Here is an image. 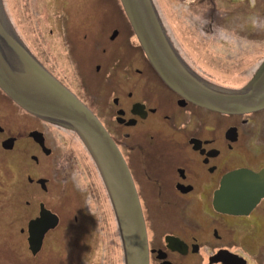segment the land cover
I'll return each instance as SVG.
<instances>
[{
    "label": "flooded vegetation",
    "instance_id": "obj_1",
    "mask_svg": "<svg viewBox=\"0 0 264 264\" xmlns=\"http://www.w3.org/2000/svg\"><path fill=\"white\" fill-rule=\"evenodd\" d=\"M2 1L9 26L31 55L97 116L117 146L121 147V154L131 173L146 225L149 264H264V199L252 210L244 213L225 212L215 206L216 193L221 190L225 178L231 173L240 169L254 172L264 169V109L245 115H225L182 99L162 81L148 61L121 0L119 5L116 2L113 7L108 0H73V5L65 0L66 4L62 8L80 11L75 18L68 12L61 13L57 9L55 18L45 20L43 18L51 16L46 17L42 13L37 20L50 27L47 33L56 36L53 38L54 44L42 41L41 38L29 40L27 35L30 32V10L27 6L30 7L31 0H24V7L20 6L19 0L17 4L14 0ZM172 1L180 4L174 8L193 11V15L199 11L197 22L192 23L201 26L203 32L210 28L206 36L218 34L214 33L220 10L218 1L226 0ZM172 1L165 6L172 8ZM158 2L153 0L168 37L188 66L206 81L226 86L214 81L209 74L204 75L206 71L203 68H200L204 71L202 73L193 65L196 63L193 62L194 59L189 60L183 55L181 49L186 52L188 47L184 45L180 49L182 44L176 42L175 30L170 31L167 27L158 10ZM262 2L260 7L264 8V0ZM17 5L23 15L19 12L16 15L21 16L19 20H23L22 23H18L14 17L12 7ZM37 34L44 36L40 32ZM125 36L130 50L134 52V58L139 59L140 64L144 62L145 66L143 69L136 68L133 76L128 78L129 81L132 80L129 92H121V95L112 99L113 121L117 130L121 131L119 142L115 136L116 130L109 127L102 118L107 114L112 117L111 110L104 109L105 98L103 97V105L98 108V112L89 98L91 91L97 95L98 88L103 91L105 86H112L113 76L108 58L120 56L115 67L121 61L125 62L128 51L127 43L122 42ZM35 45L40 48L38 54L34 49ZM64 45L68 47L64 48ZM55 48L57 53L53 66L50 53ZM108 48L114 53L109 51L110 55L106 56ZM186 55L188 56L187 53ZM210 55L216 57L214 52ZM95 60L98 62L93 65ZM145 80V85H139ZM142 89L145 91L142 92ZM95 99L99 101V97ZM158 121L169 127L166 135L167 143L171 146L166 149L167 163L161 164L162 168L153 170L149 163L154 164L157 157L150 156L152 153L145 143L152 145L156 142L158 133H153L156 130L152 126L157 125ZM163 124L161 128L165 130ZM45 126L61 130L65 134L72 133L71 130L28 113L0 88V155L16 154L23 165L29 164L30 158L31 163L39 169L33 167L34 173L28 175L27 183L38 191L48 193L52 180L45 175H38V172L45 170L46 162L56 155V151L50 145L51 139L45 132ZM133 159L136 161L135 165ZM158 169L162 173H158ZM69 182V177H65L63 183L67 191L62 193L64 197L71 196L68 193ZM37 195H29L26 205L31 206L30 199H37ZM36 201L39 202L36 205L37 215L29 219L26 227L20 230L25 235L29 253L35 259L40 257L49 237L60 229L63 222L62 215L57 210L48 208L42 201ZM194 201L201 203L203 212L198 217L192 210ZM179 202L183 203L182 207L178 205ZM42 211L55 216L58 219L57 225L50 226L55 218L42 220L41 226L34 225L35 221L42 219ZM167 211L171 217L177 212H182L183 216L172 220L166 214ZM93 217L92 215L90 219L95 224L97 218ZM75 221H79L76 216ZM116 231L122 264H127L124 237L118 223ZM34 232L37 233L36 236Z\"/></svg>",
    "mask_w": 264,
    "mask_h": 264
},
{
    "label": "rangeland",
    "instance_id": "obj_2",
    "mask_svg": "<svg viewBox=\"0 0 264 264\" xmlns=\"http://www.w3.org/2000/svg\"><path fill=\"white\" fill-rule=\"evenodd\" d=\"M158 1L160 7L158 10L163 16L167 27L170 31L175 30L176 42L179 45L182 44L180 49L184 45L188 47L186 52H184V49H181V52L187 59H194L193 62L196 61V63H193V65L201 72L205 70V73L202 72L204 75H214L221 80L219 81L220 84L232 89H241L257 74L261 64L264 63V30L253 28L250 21L253 17L264 19V8L260 7L263 0H255L254 6L252 0L218 1L220 10L218 11L219 15L217 16V23H215L214 33L220 35L219 30L221 28L226 29L227 35L223 38L217 35L206 36V34H209L208 30H211L210 28L204 33L201 26L192 23L197 22L199 11L193 15V11L178 9L180 7L174 8L180 6V4H175L172 0ZM170 1H172V8L165 6ZM14 2L17 4V0H14ZM19 2L21 3L20 6L23 5L24 7V0H19ZM65 2V0H31L30 7L27 6V9L30 10V32L27 35L29 40L41 38L42 41H50L54 44L55 39L53 38L56 36L49 35L47 31L50 27L46 24L43 25V22L41 24L37 18L43 13L46 17L51 16L43 18L49 20L55 18L58 11L61 13L66 11L71 14L72 18L78 17L80 11L62 8L66 4ZM108 2L113 4L112 7L116 6V2L119 5V0H108ZM68 3L73 5L74 1L68 0ZM156 6L158 7V5ZM12 9L17 22L22 23L23 20H19L21 16L16 15L17 12L23 15L19 6L12 7ZM206 9L208 10V8ZM94 17H96L95 12ZM39 32L43 33L44 36H39L37 34ZM122 42L127 43L128 47L125 62L123 60L119 66L115 67V62L120 56L108 58L110 73L113 76L112 86L110 88L105 86L103 91L98 88L97 95H94L91 91L89 98L97 112L98 108L103 105V97L105 98L104 109L111 110L112 117L107 114L102 118L109 127L117 131H115V136L119 142H121V131L117 130L113 121L112 99L117 95H121V92L127 94L132 86L130 84L132 80L129 81L128 78L133 76L136 68L143 69V66H145L143 65L144 62L140 64L139 59L134 58V52L130 50L126 36L122 38ZM47 44L49 45L48 42ZM48 47L51 50L50 46ZM67 47L68 45H64V48ZM78 48H81V45H78ZM34 49L37 50L38 54L40 48L35 45ZM109 51H111V54L114 53L111 48H108L106 56L110 55ZM213 52L215 58L212 55L209 56ZM56 53L57 48L50 53L53 57V61L51 60L53 66L56 61L54 57ZM189 53H192V56H189ZM122 58L124 57L122 56ZM97 62L95 60L93 65ZM200 68H203V70ZM145 82L146 80L139 83V85H145ZM149 83L147 82V84ZM79 91L83 92L82 89H79ZM144 91L145 89H142V92ZM160 95L163 96L162 93ZM96 97H99V101L95 99ZM152 123L154 124V121ZM161 124L163 123L158 121L157 125L152 126L156 130L153 133H158L156 142L152 145L148 142L145 143L152 153L150 156L157 157V159L153 158L155 165L149 163L153 166V170L162 168L163 165L161 164L167 163L166 149L167 146H171L167 143L166 135L169 127L163 124L165 126V130H163ZM44 128L51 139L50 145L56 151V155L46 162L45 170L38 172V175H45L52 180L48 193H44L42 190L38 191L34 186L27 183V177L30 174L33 175L34 171L32 169L35 167L30 158L29 164L23 165L20 164L19 157L16 154L0 155V264H122L120 243L116 231L118 220L115 217L109 191L107 187L105 188L106 185L101 175H99L100 173H98L91 154L75 132L72 131L69 134L66 132L69 135V138H67V135L61 130L48 128L47 126ZM118 147L121 150V147ZM133 162L135 165V159H133ZM157 172L162 173V170L158 169ZM65 177H69L70 180L68 184L70 197H64L62 194L64 190L67 191L63 183ZM29 195L34 197L37 195L38 197L34 199L35 201L30 199L31 206H27L25 203ZM36 200L44 202L49 206L48 208L57 210L63 218L60 229L51 234L43 253L37 259L29 253L25 235L20 232L21 228L26 227L27 221L37 215L36 205L39 202ZM178 205L182 207L183 203L179 202ZM192 205V210L197 217L202 214L200 202L194 201ZM88 212L94 216L93 218H97L95 224L93 223L94 220L90 219L92 215L90 216ZM166 214L172 220L183 216L182 212H177L172 217L168 211ZM75 216L78 217V222L75 221ZM174 224L177 223L174 222Z\"/></svg>",
    "mask_w": 264,
    "mask_h": 264
},
{
    "label": "water",
    "instance_id": "obj_3",
    "mask_svg": "<svg viewBox=\"0 0 264 264\" xmlns=\"http://www.w3.org/2000/svg\"><path fill=\"white\" fill-rule=\"evenodd\" d=\"M127 18L152 67L185 101L225 114L245 115L264 109V63L241 89L211 84L197 75L174 48L153 0H121ZM0 88L28 113L75 132L91 154L109 191L127 264H149L146 225L135 185L119 150L95 114L31 55L9 26L0 0ZM264 199V169H240L225 178L215 206L230 213L252 210ZM42 220L55 218L42 211ZM46 232L47 227H45ZM43 232V233H44ZM35 236L37 235L34 232Z\"/></svg>",
    "mask_w": 264,
    "mask_h": 264
},
{
    "label": "clouds",
    "instance_id": "obj_4",
    "mask_svg": "<svg viewBox=\"0 0 264 264\" xmlns=\"http://www.w3.org/2000/svg\"><path fill=\"white\" fill-rule=\"evenodd\" d=\"M253 6L255 4V0H252ZM251 25L253 26V28L257 29V30H264V19H261L260 17H253L250 21ZM219 33L221 35V38H223L224 36L227 35V30L221 28L219 30Z\"/></svg>",
    "mask_w": 264,
    "mask_h": 264
},
{
    "label": "bare ground",
    "instance_id": "obj_5",
    "mask_svg": "<svg viewBox=\"0 0 264 264\" xmlns=\"http://www.w3.org/2000/svg\"><path fill=\"white\" fill-rule=\"evenodd\" d=\"M210 76V75H209ZM214 81H216V82H219V81H221L219 78H217V77H215L214 75L213 76H210ZM207 82H209V81H207ZM209 83H211V82H209ZM211 84H214V83H211ZM214 85H216V84H214ZM217 86H219V85H217ZM220 87H223V88H227V89H232L231 87H228V86H221L220 85ZM70 92H71V90L70 89H68ZM72 94H74L73 92H71ZM75 95V94H74ZM121 151V150H120Z\"/></svg>",
    "mask_w": 264,
    "mask_h": 264
}]
</instances>
